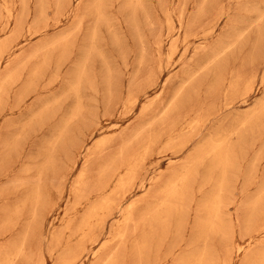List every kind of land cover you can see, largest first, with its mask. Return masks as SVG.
I'll list each match as a JSON object with an SVG mask.
<instances>
[{
  "label": "rangeland",
  "instance_id": "rangeland-1",
  "mask_svg": "<svg viewBox=\"0 0 264 264\" xmlns=\"http://www.w3.org/2000/svg\"><path fill=\"white\" fill-rule=\"evenodd\" d=\"M47 2L40 18L38 0H29L19 45L0 65V90H7L0 105V262L9 255L12 264H63L81 248L71 264H107L113 258L115 264H194L200 254L205 264H251L252 259V264H263L257 260L264 258V0H71L62 6L59 0ZM5 4L21 17V0H0V6ZM38 26L46 28L44 34L31 36L28 30ZM93 44L88 81L80 94L86 123L76 131L77 143L67 153L65 143L54 140L61 120L71 115L78 100L62 94L76 61ZM24 84H29L30 95ZM46 103L50 118L33 120L30 112ZM251 114L262 117V123ZM249 118L254 122L243 126ZM217 138H228L236 168L227 173L231 191L224 194L219 219L225 236L201 239L196 229L209 216L204 200L216 191L222 170L213 166L211 155L203 164L195 159ZM142 139L149 141L141 174L123 205V210L135 205L136 220L124 227L115 207L100 210L83 233V218L100 200V169L125 158L126 150ZM102 140L109 142L97 150ZM49 153L59 173L42 169ZM83 168L87 181L80 178ZM189 170L194 173L188 180L189 198L174 200L180 208L172 205L168 233L162 234L160 224L151 223V211L161 209L167 182ZM85 182L87 188L78 191L77 199L76 191ZM32 188L47 195L44 206L22 205ZM82 195L89 200L82 201Z\"/></svg>",
  "mask_w": 264,
  "mask_h": 264
},
{
  "label": "bare ground",
  "instance_id": "bare-ground-1",
  "mask_svg": "<svg viewBox=\"0 0 264 264\" xmlns=\"http://www.w3.org/2000/svg\"><path fill=\"white\" fill-rule=\"evenodd\" d=\"M96 1H100V0H96ZM95 0H94V2H96ZM102 2H103V0H101ZM38 2H39V7H40V9H39V7H38V10H39V13H37V14H39V17L41 18V17H43V15L46 13V10H47V8H48V6H47V4H48V2H47V0H38ZM59 4H60V6H62V2H63V4H68V3H70L71 2V0H59ZM91 2V1H90ZM89 2V3H90ZM102 2H99L97 5H102V4H104V2L102 3ZM218 2V1H217ZM97 3V2H96ZM100 3H102V4H100ZM21 5H22V9H23V14L21 15V17L20 18H18L19 16H17V15H15V8L12 6V7H10V6H7L6 4H5V6H0V65L3 63V61H4V59H5V57L6 56H8V55H10L11 53H13L14 52V49H15V47H17L18 45H19V39L21 38V36L23 35V25H24V23H25V21H26V19H28L27 17H28V7H29V0H21ZM89 5V4H88ZM96 5V6H97ZM38 6V5H37ZM90 6H91V3H90ZM96 6H94L93 8H96ZM200 6H201V4H200ZM204 6V5H203ZM89 7V6H88ZM92 7V6H91ZM202 7V6H201ZM56 8V7H55ZM90 8V7H89ZM89 8H87V10L89 9ZM98 8V7H97ZM57 9V8H56ZM91 9V8H90ZM103 9H104V7H103ZM78 10V9H77ZM93 11L95 10V9H92ZM97 10V9H96ZM96 10H95V12H96ZM198 10V9H197ZM204 10V9H203ZM62 11V10H61ZM79 11V10H78ZM93 11H91V13H93ZM170 13V12H169ZM264 13V12H263ZM263 13L261 14V16L263 15ZM99 14V13H98ZM198 14V13H197ZM94 15V14H93ZM102 15V14H101ZM199 16V15H198ZM98 17V16H97ZM102 17H104V15H102ZM201 17V16H200ZM40 18L38 19V23L40 22ZM199 18V17H198ZM99 19H101L100 17H99ZM34 21L33 22H35L36 20H35V18L33 19ZM200 20V19H199ZM195 22V21H194ZM13 24L15 25V27H13ZM93 30V29H92ZM46 31V28L45 29H42V28H40L39 26L38 27H34V28H30L29 30H28V32H30L31 33V36L33 35H38V34H41V33H43V32H45ZM96 33V32H95ZM44 34V33H43ZM94 34V33H93ZM92 35V34H91ZM94 36V35H93ZM96 36V35H95ZM93 37L94 39L96 38V37ZM61 37V36H60ZM65 37V36H64ZM68 37V36H67ZM90 37V36H89ZM59 39V38H58ZM65 39V38H64ZM67 39H69V38H67ZM94 39H92L93 40V42L92 41H89V42H92V43H94ZM64 41H66V39L64 40ZM64 41H61V43L63 42L64 43ZM57 42V41H56ZM59 43V42H58ZM68 43H69V41H68ZM65 44V43H64ZM67 44V43H66ZM56 45V44H55ZM68 45V44H67ZM59 46H61V44L59 45ZM65 46V45H64ZM93 46H94V44L92 45V48H88L89 49V51L88 52H86V54H85V56H83L84 58L82 59V58H80V59H82V60H80V61H76L77 63L75 64V66H74V69H73V71H72V77H71V80L70 81H67V83H66V87H65V89H64V91H63V94H62V97H68V96H73V97H75V99H77L76 101H77V103H76V106L74 107V109H73V111H72V113H71V115L70 116H68V117H64L62 120H61V122H60V124H59V126H58V128H57V135H56V138H55V140H54V143H56V144H58V143H60V144H62V142H64L65 143V145H64V148H65V152H67L68 153V151H69V149H70V147H72V146H74L76 143H77V136H76V138H75V133H76V131L77 130H80V128H81V126H83V127H85L84 126V124L86 123V117H84V115H83V113H84V111H83V107H82V105L80 104V94H81V91H82V86L84 85V83L85 82H87L88 80H87V78H88V73H89V71H88V69H87V63L89 62V60H90V58H92L91 57V55H92V53H93V51H94V53H95V50H93ZM227 46V45H226ZM226 46L224 47L225 49H227L226 48ZM62 47V46H61ZM59 48V47H58ZM87 49V50H88ZM222 49V48H221ZM224 49V50H225ZM64 50H65V47H64ZM87 50H84V51H87ZM61 51H63V50H61ZM60 51V52H61ZM221 51L222 50H219V51H217V52H214V58L213 59H217V58H215V56L217 57L220 53H221ZM64 52V51H63ZM67 51L65 50V53H66ZM64 53V54H65ZM68 53V52H67ZM62 54V53H61ZM69 54V53H68ZM66 55V54H65ZM64 55V56H65ZM64 56L62 55L61 56V58L63 57V59H64ZM67 56V55H66ZM159 56H161V55H159ZM209 59H211V58H209ZM65 60V59H64ZM211 61V60H210ZM215 61V60H214ZM46 62H47V64H48V61L47 60H45V64H46ZM42 65H43V63H41ZM40 64V65H41ZM42 65H41V67H42ZM38 66V65H37ZM36 66V67H37ZM47 66V65H46ZM160 66V65H159ZM40 67V66H39ZM40 67V68H41ZM48 67V66H47ZM58 67V66H57ZM38 68V67H37ZM40 68H38V69H40ZM43 68H45V67H43ZM43 68H42V70H43ZM37 69V70H38ZM14 70V69H13ZM33 71H34V69H33ZM11 72V71H10ZM16 72V71H15ZM39 72V71H38ZM40 72H44V71H41L40 70ZM8 73H9V70H8ZM12 73V72H11ZM34 73V72H33ZM189 73V72H188ZM10 74V73H9ZM32 74V73H31ZM36 74H37V71H36ZM43 74V73H42ZM42 74H41V76H42ZM30 75V74H29ZM38 75H39V73H38ZM38 75H36L35 77H36V80H38V79H40L39 77H41V76H38ZM189 75V74H188ZM194 75V73L193 74H191L190 76H189V79L191 80L193 77H195V76H193ZM5 76H6V74H5ZM12 76V75H11ZM33 76H34V74L32 75V78H33ZM106 76V75H105ZM8 77V76H7ZM75 77H76V80H75ZM218 77V76H217ZM12 77H10L9 79H11ZM17 79L19 78V76H17L16 77ZM16 78H13L12 80H13V82L15 81L14 79H16ZM111 78V77H110ZM5 79V78H4ZM16 79V80H17ZM194 79H196V78H194ZM218 79V78H217ZM6 80H8V78L6 79ZM6 80H4V81H6ZM18 80H20V79H18ZM35 80V81H36ZM75 80V81H74ZM144 80V79H143ZM31 80H30V77H29V82H30ZM108 80H106V82H105V85L108 83L107 82ZM111 81V80H110ZM193 81V80H192ZM196 81V80H195ZM8 82V81H7ZM6 82V85L8 84ZM11 82V81H10ZM26 82V81H25ZM32 82H33V79H32ZM37 82V81H36ZM5 83V82H4ZM4 83L2 84L3 85V87H4ZM15 83V82H14ZM26 83H28V82H26ZM110 83V82H109ZM112 83V82H111ZM238 83V82H237ZM10 84V83H9ZM12 84V83H11ZM33 84H35V83H33ZM218 84V83H217ZM234 84V83H233ZM13 85V84H12ZM25 85V84H24ZM111 85V84H110ZM11 86V85H10ZM26 87H29V84H28V86H27V84L25 85ZM25 86H24V89H25ZM34 86H37L36 84L34 85ZM31 88H33V85L31 86ZM35 88V87H34ZM6 89V88H5ZM5 89L3 88V90H4V92H5ZM24 89H22V90H24ZM36 89V88H35ZM35 89H34V92L36 93V91H35ZM92 89V88H91ZM94 89H95V87H94ZM109 89V88H108ZM215 89V88H214ZM214 89H212L213 91H214ZM2 90V89H1ZM1 90H0V105L2 104L1 103V101L3 100L2 99V97L3 96H6V95H4V94H2L3 93V90H2V92H1ZM26 90V89H25ZM29 90H30V87L29 88H27V91H28V94L30 95V93H29ZM37 90V89H36ZM27 91H26V95H28L27 94ZM6 92H7V90H6ZM5 92V93H6ZM106 92V91H105ZM215 92V91H214ZM21 93V92H20ZM24 93L25 92H23V95H24ZM7 94V93H6ZM25 95V96H26ZM28 95V96H29ZM82 95V94H81ZM106 95V94H105ZM113 96V95H112ZM110 97V96H109ZM109 97L107 98V99H109ZM114 97V96H113ZM21 98L23 99V98H25V97H23L22 95H21ZM106 98V97H105ZM111 98V97H110ZM22 99H19V101L20 100H22ZM113 99V98H112ZM110 100V99H109ZM22 101H24V99L22 100ZM21 102V101H20ZM82 102V101H81ZM107 102H108V100H107ZM4 103H5V101H4ZM261 103H263V102H261ZM260 103V104H261ZM80 104V105H79ZM48 104L46 103V106L45 107H43L42 105V107L43 108H41V110H39V111H36V110H34V111H31L30 113H31V118L33 119V120H35L36 118H39L42 122L44 121H46V120H48L49 118H50V113H49V111L47 110V108H49L48 106H47ZM60 106V105H59ZM258 106H260V105H258ZM51 107V106H50ZM58 107V106H57ZM264 107V106H263ZM59 108V107H58ZM202 108V107H201ZM194 109V108H193ZM50 110V109H49ZM156 111V110H155ZM200 112V111H199ZM264 112V110L263 111H261V114ZM192 113V112H191ZM196 113V112H195ZM260 114V115H261ZM250 115V114H249ZM252 115H253V117H254V114H251V117H252ZM259 115V116H260ZM261 116H263V115H261ZM83 117V121L81 120V119H79V118H82ZM198 117V116H197ZM200 117V116H199ZM250 117V116H249ZM257 117H258V114H257ZM256 116L254 117V118H257ZM30 118V119H31ZM260 118V117H259ZM85 119V120H84ZM201 119V118H200ZM258 119V118H257ZM262 117L260 118V119H258V122L259 121H261L260 123H262ZM80 120V124H79V121ZM198 121V122H197ZM196 122H197V124L199 123V119L197 120ZM245 121H247V120H245ZM245 121H243V122H241V124L244 126L246 123L247 124H249V125H251V123H253L252 122V120H250V118H249V122H245ZM256 121V120H255ZM32 121L30 120L29 121V123H28V125L31 123ZM78 122V124H75V123H77ZM39 123V122H38ZM178 123H180V122H178ZM73 125L75 126L74 128H73ZM78 125V126H77ZM87 125V124H86ZM254 125V124H253ZM262 125V124H261ZM260 125V126H261ZM247 126V125H246ZM82 127V128H83ZM193 128V127H192ZM253 130V129H252ZM81 131V130H80ZM249 132L251 131L250 129L248 130ZM79 132V131H78ZM254 132H256V130L254 131L253 130V132L252 133H254ZM224 133V132H223ZM240 133V132H239ZM238 133V134H239ZM246 133V132H245ZM137 134V133H136ZM237 134V135H238ZM248 134H250V133H248ZM80 135V134H79ZM78 135V136H79ZM251 135V134H250ZM255 136V135H254ZM241 137H243L242 135H241ZM249 137V136H248ZM135 138V137H134ZM219 138V137H218ZM215 139V140H213V141H208L209 143H208V145L206 146V145H204L205 147H203V148H201L200 149V151H199V153H198V156H197V159H195V160H197V161H199V162H201L202 160H204L205 158V156H206V158H208L207 157V155H211V156H213V159H214V163H213V166L215 167H218V168H220L221 170H222V175H221V178L219 179V181L217 180V183H216V191L214 192V194H212V193H210L209 195H210V200L206 197V199H208L209 201L208 202H205V200H204V206H205V210H207L208 212V215L209 216H207L206 218H208L207 220L206 219H203V220H205V221H203L201 224H200V227H199V230H197L196 229V232L197 231H199L198 232V235H199V238H201V239H203V237L204 238H210V237H213L214 235L216 236V235H219V233L220 234H222L223 236H225V234H224V232H223V230H221L220 229V224H219V222H220V213H221V210H222V213H223V209H224V207H222V205H223V201L225 200V198L223 199V197L225 196L224 194L225 193H227V192H229L230 193V191H231V189H229V191H227L228 189H227V182L230 184V182L227 180V173L229 172V170H230V168L233 166L234 167V169L236 168V165H233L235 162V160L233 161L232 160V153H233V151H232V149H233V147L231 148L230 147V142H228V141H226V140H228V138L226 139V138H221V139ZM148 139H150V138H148ZM239 139H241V138H239ZM245 139V138H244ZM118 140V139H117ZM211 140V139H210ZM80 141H81V139H80ZM136 141H137V139H136ZM141 141V140H140ZM138 142V143H136L135 145H131L127 150H126V153L128 154L125 158H123L122 160H119L118 161V159L119 158H117V159H114V160H112L107 166L104 164L102 167H104V168H102V169H100L101 171H100V175H99V182H97L98 183V187H97V191H96V194L97 195H99L100 196V200H99V202L96 204V206H94L92 209H91V211H90V213L85 217V218H83V220H82V222H81V228H82V230H80V231H82L83 233H84V231L85 230H87V229H90V227H89V225H90V221L94 218V217H96L97 215H98V212L100 211V210H108V209H112L113 207H115L117 210H118V213H121L122 215H123V220H122V223H123V225H124V227H126V226H128L129 224H131V223H133L136 219H135V211H134V209H135V205H128L127 207V209H125V210H123V205H124V203L125 202H127V200H128V198L131 196V194H133V192H134V189H135V187H136V185H137V179L139 178V174H141L140 173V168L142 167L141 165H142V161H143V159H144V155H145V152H146V150H147V145H148V141L149 140H143L142 139V142ZM49 142V141H48ZM108 142H109V140H102V141H99L98 143H97V150H99V149H101V148H103V147H105L107 144H108ZM131 142V141H130ZM153 142V141H152ZM46 143V142H45ZM84 144V143H83ZM83 144H81V145H83ZM54 146V145H53ZM76 147H78V146H76ZM128 147V146H127ZM240 147V146H239ZM121 150V149H120ZM150 150V149H149ZM197 152V151H196ZM125 153V151H122L121 153H120V156H122L123 154ZM149 153V152H148ZM195 156V155H194ZM211 156H210V158H211ZM235 156V159H236V162H237V158H236V155L235 154H233V157ZM212 159V160H213ZM234 159V158H233ZM207 160V159H206ZM205 160V161H206ZM92 161V160H91ZM202 163V162H201ZM204 163V162H203ZM202 163V164H203ZM198 164V163H197ZM86 165H87V163H86ZM199 165V164H198ZM57 161L55 160V158L51 155V153H49L48 155H47V159H46V162L43 164V166H42V169L44 168V169H46V168H49L50 170H52L53 172H55V173H59V169L57 168ZM86 167V166H85ZM232 167V168H233ZM185 168V167H184ZM86 168H83V171L81 172V174H80V178L81 179H83V181H87V177H88V174H87V170H85ZM62 170V169H61ZM213 170V168L211 167V171ZM255 170V169H254ZM79 171H81V170H79ZM210 171V172H211ZM218 170H216V175H218L217 172ZM89 172V171H88ZM189 172H191L190 170L189 171H186V173H183V174H179V176H177V177H175V178H173V179H171L169 182H167V184L164 186V189H163V191L162 192H164V194L162 195V196H164V198L162 199V202H159L160 203V205H159V207H161V209L160 210H157V211H154L153 210V212L151 211V220H152V222H151V220L149 221V222H151V223H153V225H155V223L154 222H157V223H159L160 224V226L162 227H160V229H163L164 231H162V232H164V233H162V234H165V232L167 231V227H170V226H168V221L167 220H169L170 218V210H171V208L173 207L172 205H174L175 207H177L178 205L176 204H174V200H180V202H183V200H182V198H184L185 199V197L187 198L188 197V195H186V193L188 192L187 190H190L191 189V187H190V189H188V183H190L188 180H189V178H192V174H194V173H191V174H189ZM231 172V171H230ZM244 172V171H243ZM209 173V172H208ZM239 173V172H238ZM90 174V173H89ZM212 174V173H211ZM190 175H192L191 177H190ZM209 175H210V173H209ZM220 175V174H219ZM230 174H228V177H230L229 176ZM263 175V174H262ZM56 176H58V175H56ZM62 176V175H61ZM210 176H212V175H210ZM209 179L208 180H210V178H212V177H208ZM251 178V177H250ZM262 178V177H261ZM215 179V178H214ZM217 179V178H216ZM215 179V180H216ZM248 179H249V177H248ZM62 180V179H61ZM191 180V179H190ZM214 180V181H215ZM230 180H231V178H230ZM140 181V180H139ZM248 181V180H247ZM144 182V181H143ZM56 184V183H55ZM60 184V183H59ZM242 185V184H241ZM191 186V185H190ZM41 187V186H40ZM78 187V186H77ZM80 187H82V188H76V189H78L77 191H76V198L78 199V197H80L79 195H78V191L80 192V190L82 191H84L86 188H87V183L85 182L84 184H83V186H80ZM141 187H144V183H142L141 184ZM229 187H230V185H229ZM111 188V192H110V194H107V195H105V193L107 192V190H109ZM152 188V187H151ZM151 190V189H150ZM87 191H89V188L87 189ZM213 191V190H212ZM243 191V190H242ZM263 191H264V188H263ZM85 192V191H84ZM31 195L28 197L29 199L27 200V201H24V202H22V205L25 207V206H27V205H30V206H32L33 208L34 207H39V206H44L45 205V203H46V197H47V195L45 196V195H43V192L41 191V189L40 188H36V189H34L33 190V188H32V190H31ZM74 193V192H73ZM228 193V194H229ZM75 194V193H74ZM86 194V193H85ZM189 194V193H188ZM212 194V195H211ZM227 194V195H228ZM78 195V196H77ZM208 195V196H209ZM86 197H87V195H86ZM149 197V196H148ZM258 197H260V195L258 194ZM83 195H82V201H83ZM143 198V197H142ZM189 198V197H188ZM261 199H262V197H260ZM27 199V198H26ZM26 199H24V200H26ZM80 199L81 198H79V201H80ZM150 199V198H149ZM157 199V198H156ZM229 200H230V198H228ZM228 199L226 198V200L228 201ZM84 200H86V201H88L86 198H84ZM182 200V201H181ZM159 201V200H158ZM177 201V203H179ZM203 201V200H202ZM227 201H226V204H227ZM247 201V200H246ZM258 201V200H257ZM230 202V201H229ZM234 202V201H233ZM247 202H249V201H247ZM133 203V202H132ZM225 203V202H224ZM232 203V201L230 202V204ZM259 203V202H258ZM260 203H262V202H260ZM131 204V203H130ZM181 204V203H180ZM202 204V203H201ZM255 204H256V201H255ZM158 205V204H157ZM183 205V204H182ZM225 205V204H224ZM243 205V204H242ZM259 205V204H258ZM257 205V206H258ZM21 206V205H20ZM22 206V207H23ZM137 206V205H136ZM155 207H156V204L154 205ZM181 206V205H180ZM254 206V205H253ZM21 207V208H22ZM31 207V208H32ZM179 207V206H178ZM177 207V208H178ZM201 207H203V204H202V206ZM255 207H256V205H255ZM20 208V209H21ZM26 208V207H25ZM158 208V207H157ZM176 208V209H177ZM180 208V207H179ZM185 208V207H184ZM184 208H182V209H184ZM23 209V208H22ZM21 209V210H22ZM40 209V208H39ZM181 209V210H182ZM19 210V209H18ZM33 210H35V209H33ZM150 210H152V209H150ZM149 210V211H150ZM174 209H172V211H173ZM20 211V210H19ZM148 211V212H149ZM176 211V210H175ZM182 211H184L185 212V210H182ZM201 211H202V209H201ZM243 211V210H242ZM204 212H206V211H204L203 210V213ZM32 214H33V212H31ZM176 213H178V212H176ZM182 213V212H181ZM242 213V212H241ZM36 214H38L37 212H36ZM183 214V213H182ZM181 214V215H182ZM184 215V214H183ZM205 216L207 215V214H204ZM223 215V214H222ZM221 215V216H222ZM176 216V215H175ZM179 216H180V213H179ZM230 216V215H229ZM101 217V216H100ZM178 217V216H177ZM254 217V216H253ZM181 218H182V216H181ZM180 218V219H181ZM224 218V217H223ZM248 218V217H247ZM246 218V219H247ZM261 219V218H260ZM259 219V220H260ZM94 220V219H93ZM145 220H147V219H145ZM221 220H222V218H221ZM229 220H230V218H229ZM238 220V219H237ZM262 220V219H261ZM31 221V220H30ZM148 221V220H147ZM232 221V220H231ZM242 221V220H241ZM247 221V220H246ZM252 220H250V222H251ZM103 222H104V220H103ZM170 222V221H169ZM255 222V221H254ZM258 223H259V221H257ZM93 223V222H92ZM156 223V224H157ZM200 223V222H199ZM198 223V224H199ZM224 223H226L225 221H223V226H226ZM252 223V222H251ZM250 223V224H251ZM257 223V224H258ZM197 224V225H198ZM230 224V223H229ZM254 224H256V223H254ZM170 225V224H169ZM31 226V225H30ZM105 226H106V224H105ZM150 226H151V224H150ZM199 226V225H198ZM223 226H221V227H223ZM248 226V225H247ZM65 227V226H64ZM80 227V226H79ZM129 227V226H128ZM158 227V225L155 227V228H157ZM159 228V227H158ZM250 228V227H249ZM123 230H125L126 228H122ZM169 230V229H168ZM51 231V230H50ZM93 231V230H92ZM76 232V231H75ZM153 232V234H154V232H155V230L154 231H152ZM152 232H151V235H152ZM222 232V233H221ZM92 233V232H91ZM166 233H168V231L166 232ZM90 233H88V235H89ZM127 235H128V233H126ZM86 235V234H85ZM83 236V238H85L86 236ZM127 235H125L124 236V238L127 236ZM151 235H149V237L151 236ZM166 235V234H165ZM197 235V236H198ZM196 236V237H197ZM147 237H148V235H147ZM163 237V236H162ZM152 238V237H151ZM84 241V240H83ZM88 241V240H87ZM206 241V240H205ZM250 241V240H249ZM145 243V242H144ZM248 243V242H247ZM257 243V242H256ZM77 245H78V243H77ZM83 245V244H82ZM145 245H146V243H145ZM254 245H255V243H254ZM254 245H252L253 247H254ZM76 246V245H75ZM79 246V245H78ZM251 246V247H252ZM79 247H81V246H79ZM83 247V246H82ZM252 247V248H253ZM256 247V246H255ZM264 247V246H263ZM257 248V247H256ZM255 248V249H256ZM76 249V248H75ZM69 250V249H68ZM96 250V249H95ZM249 250H250V248H249ZM83 251V249H78L77 250V254L75 255V257L74 256H72V257H74L73 259H72V257H71V259H72V261L76 258V256H78V254L79 253H81ZM214 251V250H213ZM17 253H16V256H18V255H21L20 254V250L19 251H16ZM69 253L71 252V250H69L68 251ZM22 253V252H21ZM94 253V252H93ZM101 253V252H100ZM138 254H139V252H137ZM108 254V253H107ZM260 254H262V253H260ZM70 255H71V253H70ZM72 255H74L73 254V252H72ZM95 255V254H94ZM254 255L255 254H253L252 255V258H255L254 257ZM258 255V257H260L259 256V254H257ZM112 256H114V255H112ZM200 256L201 257H197V260H195V263L194 264H205V260H204V254H200ZM223 256V255H222ZM103 257V256H102ZM251 257V256H250ZM258 257H256V258H258ZM20 258V257H19ZM79 258V257H78ZM81 258V257H80ZM209 258V257H208ZM252 258H249L248 257V259H252ZM71 259H69V260H71ZM101 259V258H100ZM114 259V258H113ZM113 259L112 260H109V262L107 263V264H115V262L113 261ZM244 259V258H243ZM259 259V258H258ZM262 259V260H261ZM261 259L258 261L257 260V262L259 263H262V261L264 262V258H263V255H261ZM66 260V259H65ZM204 260V261H203ZM207 260V259H206ZM209 260V259H208ZM256 260V259H255ZM15 261V260H14ZM72 261H69V262H66V263H63V264H71V262ZM224 261V260H223ZM252 261V263H254L253 262V259L251 260ZM251 261H249V262H251ZM12 259H11V256H9V255H5L4 256V259L2 258V260H1V262H0V264H12ZM208 262H210V261H208ZM213 262V261H212ZM226 262V261H225ZM248 262V263H249ZM251 263V264H252ZM43 264H44V262H43ZM208 264V263H207ZM250 264V263H249ZM256 264V263H255ZM264 264V263H263Z\"/></svg>",
  "mask_w": 264,
  "mask_h": 264
}]
</instances>
